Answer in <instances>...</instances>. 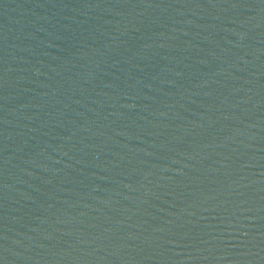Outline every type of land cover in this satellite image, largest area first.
Listing matches in <instances>:
<instances>
[{
    "label": "water",
    "instance_id": "95a60500",
    "mask_svg": "<svg viewBox=\"0 0 264 264\" xmlns=\"http://www.w3.org/2000/svg\"><path fill=\"white\" fill-rule=\"evenodd\" d=\"M0 264H264V0H0Z\"/></svg>",
    "mask_w": 264,
    "mask_h": 264
}]
</instances>
